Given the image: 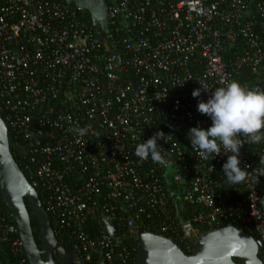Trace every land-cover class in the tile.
Masks as SVG:
<instances>
[{
  "label": "built area",
  "instance_id": "obj_1",
  "mask_svg": "<svg viewBox=\"0 0 264 264\" xmlns=\"http://www.w3.org/2000/svg\"><path fill=\"white\" fill-rule=\"evenodd\" d=\"M106 14L102 31L67 0H0V117L59 243L77 264H137L142 227L190 254L237 226L264 262V142L244 144L231 183L227 157L187 135L211 124L197 104L215 88L264 90V0H120ZM157 132L163 164L135 154ZM0 264H30L1 193Z\"/></svg>",
  "mask_w": 264,
  "mask_h": 264
},
{
  "label": "water",
  "instance_id": "obj_2",
  "mask_svg": "<svg viewBox=\"0 0 264 264\" xmlns=\"http://www.w3.org/2000/svg\"><path fill=\"white\" fill-rule=\"evenodd\" d=\"M249 69L243 74L248 75ZM0 193L3 202L18 226L20 238L30 264H57L64 259L66 248L59 243L50 217L38 192L30 184L16 161L7 126L0 117ZM27 203L37 219L40 245L37 242ZM137 264H264L260 258L262 243L244 229L226 226L208 231L186 254L175 242L151 232H138ZM74 257L77 258L76 253Z\"/></svg>",
  "mask_w": 264,
  "mask_h": 264
},
{
  "label": "clouds",
  "instance_id": "obj_3",
  "mask_svg": "<svg viewBox=\"0 0 264 264\" xmlns=\"http://www.w3.org/2000/svg\"><path fill=\"white\" fill-rule=\"evenodd\" d=\"M78 6L91 13L95 24L101 28L106 26L103 0H78ZM201 89L208 90L201 85L193 90V98L201 96ZM197 111L207 116L211 124L207 128L196 126L189 129L187 135L192 149L204 158L225 155L227 159L222 165V173L231 183L241 182L245 178L240 166L241 148L245 143L264 142V90L246 89L236 81L225 83L215 88L206 101H198ZM161 133L140 142L135 154L141 159L151 158L153 162L163 164V150L157 143L163 138Z\"/></svg>",
  "mask_w": 264,
  "mask_h": 264
},
{
  "label": "trees",
  "instance_id": "obj_4",
  "mask_svg": "<svg viewBox=\"0 0 264 264\" xmlns=\"http://www.w3.org/2000/svg\"><path fill=\"white\" fill-rule=\"evenodd\" d=\"M10 144H11V149H12L13 155H14L16 161L20 164L19 154L22 151L23 145L21 143L15 142L12 138H10ZM27 207H28V210H29L30 215H31L32 226H33V229H34V233H35L37 242L40 245L41 243H40V229H39V224H38L37 219L34 216V214L32 212V209L30 208V206H29L28 203H27ZM185 217H188L187 214H183V218L184 219H185ZM140 230L142 232H145L146 231L145 227H142ZM128 239H129V241L134 242L136 245H138V240H137L136 236H134V237H128ZM63 246L66 248L67 252H70V253L74 252L75 249H76L75 244H66L65 243V244H63ZM56 261H57V264H66L59 256L56 258ZM70 264H77V258H76V260H73L72 262H70Z\"/></svg>",
  "mask_w": 264,
  "mask_h": 264
},
{
  "label": "crops",
  "instance_id": "obj_5",
  "mask_svg": "<svg viewBox=\"0 0 264 264\" xmlns=\"http://www.w3.org/2000/svg\"><path fill=\"white\" fill-rule=\"evenodd\" d=\"M68 2H70L74 7H79L78 6V0H67ZM120 0H103V3H104V7H105V10L110 6V5H112V4H115V3H118ZM81 8V7H80ZM86 12H87V14H88V16L92 19V15H91V13L89 12V11H87L86 10ZM92 21H93V19H92ZM99 26V25H98ZM106 27V26H105ZM105 27H103V28H101L100 27V29L102 30V31H104L106 28Z\"/></svg>",
  "mask_w": 264,
  "mask_h": 264
},
{
  "label": "flooded vegetation",
  "instance_id": "obj_6",
  "mask_svg": "<svg viewBox=\"0 0 264 264\" xmlns=\"http://www.w3.org/2000/svg\"><path fill=\"white\" fill-rule=\"evenodd\" d=\"M62 259V258H61ZM66 264H70V262H72L73 260H76V258L74 257V252L70 253L67 252V255L64 259H62Z\"/></svg>",
  "mask_w": 264,
  "mask_h": 264
},
{
  "label": "rangeland",
  "instance_id": "obj_7",
  "mask_svg": "<svg viewBox=\"0 0 264 264\" xmlns=\"http://www.w3.org/2000/svg\"><path fill=\"white\" fill-rule=\"evenodd\" d=\"M136 236V235H135Z\"/></svg>",
  "mask_w": 264,
  "mask_h": 264
}]
</instances>
